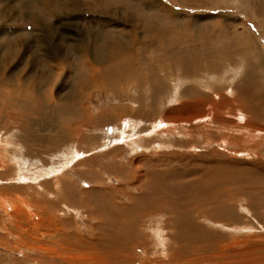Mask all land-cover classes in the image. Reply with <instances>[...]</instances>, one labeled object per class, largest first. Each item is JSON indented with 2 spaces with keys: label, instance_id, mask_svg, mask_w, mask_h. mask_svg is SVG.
<instances>
[{
  "label": "rangeland",
  "instance_id": "obj_1",
  "mask_svg": "<svg viewBox=\"0 0 264 264\" xmlns=\"http://www.w3.org/2000/svg\"><path fill=\"white\" fill-rule=\"evenodd\" d=\"M261 16L264 0H0V264H264ZM154 194L128 249L106 246Z\"/></svg>",
  "mask_w": 264,
  "mask_h": 264
},
{
  "label": "bare ground",
  "instance_id": "obj_2",
  "mask_svg": "<svg viewBox=\"0 0 264 264\" xmlns=\"http://www.w3.org/2000/svg\"><path fill=\"white\" fill-rule=\"evenodd\" d=\"M152 2V1H151ZM168 11H172V10H168ZM38 24V23H37ZM125 48H126V50H124L125 52H122V54L120 53V56H122L123 55V57L126 59V57L128 56V53H131V48H130V46H126L125 45ZM60 51V50H59ZM68 53V52H67ZM59 54H60V52H59ZM61 55H62V53H61ZM60 55V56H61ZM123 61V60H122ZM128 65V64H127ZM83 68V67H82ZM86 68V67H85ZM84 69V68H83ZM90 73V72H89ZM88 77H89V75H87ZM96 76V74L95 73H92L91 75H90V80L91 79H93L94 77ZM86 82V81H85ZM7 104V103H6ZM45 105L46 104H42V107H45ZM18 106V105H17ZM14 107H16V105L14 106ZM22 107V106H21ZM68 107H72V105L70 106H68ZM5 108V107H4ZM157 132V131H156ZM5 142H7L5 139H3L2 140V138H0V146H2ZM204 175V174H203ZM209 177V176H208ZM202 178L203 177H201L200 178V180H201V182L200 183H202V182H204V181H202ZM28 180V179H27ZM197 180H199V179H197ZM195 181V180H194ZM199 182L198 181H196V182H194V183H192V185L193 186H195V185H197ZM202 185V184H201ZM203 186V185H202ZM147 188H149V187H147ZM201 188V187H200ZM189 191L190 190H188V189H185L184 190V193H183V198L186 200V201H188L189 200ZM144 192H145V190H144ZM209 192V191H208ZM207 192L205 191V189H201V191H199V194H198V196H207ZM155 196L154 197H151L150 196V198H149V200L148 201H141L140 202V205L139 206H134V207H132L133 209L126 215L125 213H122V212H120V211H118L120 214L118 215L119 217H120V219L121 220H116V222H114V224L113 225H111V224H109V226L108 227H110V229L112 230V234L110 235V237L108 238V240L104 243L106 246H110V245H116V246H118V247H121V248H123V249H128V247L130 246V244H122V239H124V241H129V239H130V234H132V233H134L135 231H137V229L139 228H136L135 229V227L137 226V215H139V214H142V213H147V212H149L150 211V213L153 211V209H152V207H154V202H156V201H158V199H159V197L156 195V194H154ZM181 196H179V199H177V201H175V200H173V202H171V204H173L174 202H175V214H176V216H177V220L176 221H178L179 222V225H180V227H181V229H182V231H183V233L181 234V236L179 237V239H178V242L177 243H179V244H184L185 245V247L186 246H188V244H187V242H186V236L188 235V236H194V235H199L197 232V230L199 229V227H195V228H193V227H191L190 226V224H191V222H188V219L187 220H185V219H183L182 218V215L183 216H185V214H184V203H183V199L182 198H180ZM138 198H140V197H138ZM153 199V204L148 208V202L150 201V199ZM6 205H7V203H6ZM134 205V204H133ZM97 209V208H96ZM99 209V208H98ZM105 212V211H104ZM248 212V211H247ZM110 213V212H109ZM112 213V212H111ZM104 214H106V213H104ZM110 215V214H109ZM108 217V216H107ZM110 218V217H109ZM116 218H117V216H116ZM115 218V219H116ZM112 219V218H111ZM118 219V218H117ZM110 222V221H109ZM119 223L121 224V225H119ZM119 225V226H118ZM146 228V227H145ZM142 229V228H141ZM160 230H163V228L162 227H160V225L158 226V232L160 231ZM203 231V230H202ZM128 234V235H127ZM115 239L116 240H119V243L120 244H122V245H119V244H117V243H115ZM194 240H190V242H189V247H193L194 248ZM107 251V250H106ZM180 251H182V250H180ZM181 256V255H180Z\"/></svg>",
  "mask_w": 264,
  "mask_h": 264
},
{
  "label": "crops",
  "instance_id": "obj_3",
  "mask_svg": "<svg viewBox=\"0 0 264 264\" xmlns=\"http://www.w3.org/2000/svg\"><path fill=\"white\" fill-rule=\"evenodd\" d=\"M260 17V16H259ZM261 18H264V17H262L261 16ZM167 77H169V76H167ZM171 77V76H170ZM154 95H156V94H154ZM89 120V119H88ZM88 120H87V123H88ZM98 120V119H97ZM72 123V122H71ZM86 123V124H87ZM83 124V123H82ZM161 125H164V122H162V124ZM240 174V173H239ZM239 174H238V176L237 177H244V176H250V178L252 177V176H256V178H251L249 181L253 184V186H254V188H256L257 187V190L258 189H260V175L257 173H251V174H247V175H243V174H240V176H239ZM201 177L203 176L202 175V173L200 172V174H199ZM198 178V177H197ZM196 178V179H197ZM244 179V178H243ZM215 179L214 178H212L211 179V188L213 187L212 185H213V181H214ZM218 181H221V182H223V179H220V180H218ZM201 188H203V189H205V187L204 186H200ZM257 190H255V191H257ZM210 193H211V202L210 203H214V200H216L217 202L219 201V202H222V200H220V199H218V197H216V195H217V193H219V189H211L210 190ZM221 208H223V207H221Z\"/></svg>",
  "mask_w": 264,
  "mask_h": 264
}]
</instances>
